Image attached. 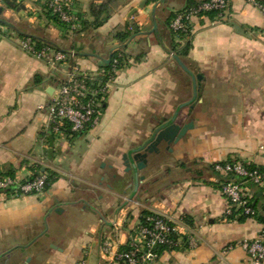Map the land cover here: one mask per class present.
<instances>
[{"label": "crops", "instance_id": "1", "mask_svg": "<svg viewBox=\"0 0 264 264\" xmlns=\"http://www.w3.org/2000/svg\"><path fill=\"white\" fill-rule=\"evenodd\" d=\"M13 1L17 7L0 0V170L52 181L43 193L0 196V264H110L153 211L190 231L155 264H255L242 242L264 230V193L254 198L255 216L228 217L216 165L237 158L264 169V0H229L223 17H193L187 56L178 54L186 40L174 37L171 22L189 0H148L143 8V0H75L85 21L76 31L36 0ZM93 3L107 4L102 23H93ZM23 35L89 72L123 50L98 125L53 135L40 106L59 73L22 48ZM174 119L194 128L171 151L162 143L142 170L127 171L124 155L132 160Z\"/></svg>", "mask_w": 264, "mask_h": 264}, {"label": "built area", "instance_id": "2", "mask_svg": "<svg viewBox=\"0 0 264 264\" xmlns=\"http://www.w3.org/2000/svg\"><path fill=\"white\" fill-rule=\"evenodd\" d=\"M41 1L52 20L70 31L83 27L84 18L75 0H36ZM229 0H201L196 5L178 13L171 23V28L183 35L191 34L193 17L211 11H218L223 17L229 10ZM260 5V4H259ZM264 10V5H260ZM3 30L0 27V35ZM21 46L28 53L48 63L56 76L53 94L46 109L53 135L60 138L65 134L76 135L98 125L105 102L111 90L112 81L119 70V56L112 57L111 69L89 72L76 63H69L70 55L55 50L51 45L38 46L31 36L21 40ZM69 63L63 71L61 64ZM251 163L234 158L218 163L216 169L223 174L221 191L229 201L227 216L253 217L256 209L252 205L251 185L264 189V171L250 169ZM48 175L43 173L29 179H21L5 174L0 170V196L28 195L43 193L46 190ZM252 183V184H251ZM187 225L172 216L153 211L144 217L136 230L135 237L127 250L120 251L110 264H155L160 256V248L177 247L183 236H189ZM255 264L264 261V230L255 238L242 242ZM110 246L103 247L105 253Z\"/></svg>", "mask_w": 264, "mask_h": 264}, {"label": "water", "instance_id": "3", "mask_svg": "<svg viewBox=\"0 0 264 264\" xmlns=\"http://www.w3.org/2000/svg\"><path fill=\"white\" fill-rule=\"evenodd\" d=\"M147 2L148 0H143L140 3L139 8H143L147 4ZM137 10L138 8H135L133 10V13ZM1 11L2 9H0V12ZM156 27H157V21H155V28ZM112 56H113V52L110 54L108 59L104 60L105 64H110ZM176 59L186 72L192 74V71L182 60L179 59V57L176 56ZM193 128H194L193 121L185 123L184 125H180L175 121V119L170 124L159 127L153 133L150 141L144 144L142 147H140L132 156V160L134 161V163L128 157L127 154L124 155L125 166L127 168L126 170L131 171V169L134 166L142 170L143 168L146 167L148 163V156L152 153H159L161 151L160 145L162 143H166L167 148L171 151L172 150L171 145L179 142L188 133V131Z\"/></svg>", "mask_w": 264, "mask_h": 264}, {"label": "trees", "instance_id": "4", "mask_svg": "<svg viewBox=\"0 0 264 264\" xmlns=\"http://www.w3.org/2000/svg\"><path fill=\"white\" fill-rule=\"evenodd\" d=\"M7 6H10V7H17L16 5H15V2L13 1V0H2ZM199 1H201V0H189V5L183 10V11H185L186 9H188V8H190V7H192V6H194V5H196ZM261 4L262 5H264V2H261ZM107 9H108V7H107V4H105V3H102V4H100V5H97V4H95V3H93L92 5H91V13H92V15L94 16V18H95V20H94V22L93 23H95V24H98V23H102V19H101V16L105 13V12H107ZM182 12V11H181ZM215 12H217V11H211L210 13H215ZM49 13V15H50V12H48ZM178 13H180V12H178ZM177 13V14H178ZM176 14V15H177ZM175 15V16H176ZM175 16H174V18H175ZM50 17H51V15H50ZM52 18V17H51ZM173 18V19H174ZM173 21V20H172ZM1 22H3V23H6L7 25H9L10 27H13L12 26V24L11 23H9V22H5V21H1ZM172 23V22H171ZM83 25H85V21L83 22ZM171 30H172V32H173V34H174V37L175 38H180L181 40L183 39V40H186L185 41V43L183 44V45H181V42H178V43H176V44H174V47L173 48H177V47H179L180 45H181V47H180V49L178 50V54L179 55H181V56H187L188 54H189V51H190V49H191V40H190V35H183V34H180V33H177L175 30H173L172 28H171ZM130 34H132V33H128V36H130ZM24 37L25 36H27V35H23ZM35 39V38H34ZM35 41H37V43H38V46L40 47V46H42V45H47L48 43L47 42H44L43 40H40V39H35ZM118 55H121V56H119V61H120V63H119V69L124 65V59H125V55H124V52H123V50H118V51H116L115 53H114V56L113 57H116V56H118ZM70 59V58H69ZM104 68L108 71V70H110L111 69V64H108V65H106V66H104ZM231 160H233L232 158L231 159H228V160H226V161H231ZM250 169H258V170H260V171H264V169H262L261 167H258V166H256V165H252L251 164V166H250ZM48 175V174H47ZM51 181H52V178L48 175V181H47V185H46V188L47 187H49V185H50V183H51ZM252 184V183H251ZM252 187H256L257 189H258V191L255 193V195L253 196V198H252V205H253V207L254 208H256V204L254 203V198L256 197V195L258 194V192H261V193H264V189H261V188H259V187H257V186H255V185H251ZM151 212H147V213H145L144 214V216H143V220H144V217L146 216V215H148V214H150ZM246 217V216H245ZM142 220V221H143ZM239 220H243V217H239ZM187 236H183L182 238H181V243L177 246V247H174V248H172V249H178V248H180L183 244H185L186 242H187ZM129 248V246H127L126 248H124L123 250H127ZM165 249H171V248H169V247H167V246H163V247H161L160 248V252L162 253ZM122 250V251H123Z\"/></svg>", "mask_w": 264, "mask_h": 264}, {"label": "rangeland", "instance_id": "5", "mask_svg": "<svg viewBox=\"0 0 264 264\" xmlns=\"http://www.w3.org/2000/svg\"><path fill=\"white\" fill-rule=\"evenodd\" d=\"M39 6L41 8V12H43L44 14H49L47 11V8L45 7V5L41 1H39ZM67 66H68V63H63V65H62L63 68H66Z\"/></svg>", "mask_w": 264, "mask_h": 264}]
</instances>
